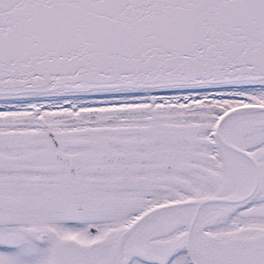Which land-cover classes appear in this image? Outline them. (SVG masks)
<instances>
[{"label":"flooded vegetation","instance_id":"1","mask_svg":"<svg viewBox=\"0 0 264 264\" xmlns=\"http://www.w3.org/2000/svg\"><path fill=\"white\" fill-rule=\"evenodd\" d=\"M98 103L88 98L75 113H54L83 126H49L53 137L42 125L44 108L33 107L40 127L20 122L31 131L2 144L0 264H264V207L253 205L263 168L244 144L246 128L259 124L254 116L226 130L258 160L261 187L245 203L227 202L251 183L250 161L235 148L197 144L159 120L134 127L129 110L120 120ZM194 126L183 119L184 129ZM30 134L42 141L30 142ZM186 171L197 174L184 180Z\"/></svg>","mask_w":264,"mask_h":264},{"label":"water","instance_id":"2","mask_svg":"<svg viewBox=\"0 0 264 264\" xmlns=\"http://www.w3.org/2000/svg\"><path fill=\"white\" fill-rule=\"evenodd\" d=\"M259 80L264 0H0V94ZM249 116L264 118V105L233 108L216 127L219 143L252 167L247 191L227 202L245 203L261 187L258 160L226 130Z\"/></svg>","mask_w":264,"mask_h":264},{"label":"rangeland","instance_id":"3","mask_svg":"<svg viewBox=\"0 0 264 264\" xmlns=\"http://www.w3.org/2000/svg\"><path fill=\"white\" fill-rule=\"evenodd\" d=\"M212 91H215L216 94L212 95L211 98H214L215 103L205 104L202 102L199 103H189L188 105H174L171 102L165 101L164 98H158L156 94H143L141 98H137L133 95L129 96H118V95H109V96H82L70 98L68 100L78 103L88 98L97 99L98 104L96 105L100 109H104L106 113H119V119H124L123 111L129 110L131 115L134 117L135 122L131 123L134 127H139L144 122V118L150 119L152 122H157L158 120L162 123L163 126H174L179 131H187L192 138V141L199 144L211 143L215 146L218 145L215 143V139L209 135H214L216 123L215 120L225 111L227 108L232 105L243 102L242 99H245L247 102L252 103H261L264 104V88H222L217 90H209V93L212 94ZM196 93V92H195ZM198 95L206 94V90L197 92ZM174 95H172L173 97ZM215 98H221L216 100ZM67 98L54 99L52 101L46 100H23L22 101H8L0 100V104H4L7 111L0 113V153L5 152L3 150L2 144L5 142H10L16 140L18 136L14 135V132L19 134L26 133L31 131L28 127L29 125L21 124L20 122L32 121L30 125L40 127L38 119L33 117L32 111L33 107L44 108L45 115L48 118V125L50 128H55L58 131H69V128H76L83 126L82 122H66L62 123L61 120L55 119V114L58 112H68V109H65L63 102ZM149 100V103L147 102ZM158 100V101H157ZM91 102V101H90ZM54 104V105H53ZM53 106V107H50ZM74 106V105H73ZM73 106H69V111L74 112L76 109ZM84 107H87L84 105ZM64 108V109H62ZM128 111V112H129ZM75 113V112H74ZM199 114V118L197 117ZM191 116L192 118H190ZM183 119H186L187 124H194V127L183 128ZM259 121V124L254 126L250 131L249 128H246L247 140L244 141V144L253 148L258 159L261 162L263 168V185L259 196L254 201L253 205L258 207H264V118H255ZM200 121V125H197V122ZM62 124V125H61ZM125 124L119 122L113 125H106V127L121 128ZM59 126L64 127V129L59 128ZM13 134V135H12ZM31 136V134H30ZM35 137V136H34ZM33 136L30 137V142L35 143L37 141H42L40 139H34ZM65 141H68L67 138L70 136L65 135ZM20 141V140H18ZM85 142V140H82ZM31 144V143H30ZM30 149H40L41 147L29 145ZM201 148V146H200ZM12 151H9V156H12ZM197 174L196 172L186 171L184 174V180H186V175L188 178L194 177ZM181 178V176H179ZM180 189L183 187L180 185Z\"/></svg>","mask_w":264,"mask_h":264},{"label":"bare ground","instance_id":"4","mask_svg":"<svg viewBox=\"0 0 264 264\" xmlns=\"http://www.w3.org/2000/svg\"><path fill=\"white\" fill-rule=\"evenodd\" d=\"M207 85L204 86H190L196 88H206ZM214 88H264V80L259 81H243V82H230V83H218L212 85ZM171 88V87H169ZM184 89L185 87H181ZM145 93L144 89H129V90H102V91H85V92H39V93H12V94H0V100H13V101H23V100H43V99H50V98H59V97H67V96H109V95H118V96H129L133 95L137 98H141L140 96ZM259 105H264L261 103H255ZM248 106V105H247Z\"/></svg>","mask_w":264,"mask_h":264},{"label":"built area","instance_id":"5","mask_svg":"<svg viewBox=\"0 0 264 264\" xmlns=\"http://www.w3.org/2000/svg\"><path fill=\"white\" fill-rule=\"evenodd\" d=\"M203 99L207 100L208 98H203ZM190 100H191V101H192V100L200 101L201 98H185V99L181 100V102L185 103V102L190 101Z\"/></svg>","mask_w":264,"mask_h":264}]
</instances>
